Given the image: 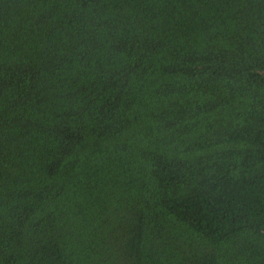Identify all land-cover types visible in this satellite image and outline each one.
<instances>
[{
  "label": "trees",
  "instance_id": "obj_1",
  "mask_svg": "<svg viewBox=\"0 0 264 264\" xmlns=\"http://www.w3.org/2000/svg\"><path fill=\"white\" fill-rule=\"evenodd\" d=\"M0 264H264V0H0Z\"/></svg>",
  "mask_w": 264,
  "mask_h": 264
}]
</instances>
